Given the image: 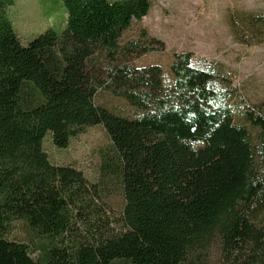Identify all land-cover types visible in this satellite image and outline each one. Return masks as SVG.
Wrapping results in <instances>:
<instances>
[{
  "label": "trees",
  "instance_id": "1",
  "mask_svg": "<svg viewBox=\"0 0 264 264\" xmlns=\"http://www.w3.org/2000/svg\"><path fill=\"white\" fill-rule=\"evenodd\" d=\"M60 1L62 33L22 46L7 17L14 0H0V264H264V160L233 119L230 79L190 52L173 54L170 87L159 66L128 63L152 46L145 31L121 44L152 0ZM241 22L261 30L264 14ZM100 90L137 114L97 104ZM257 110L241 117L264 137ZM94 126L111 147L98 183L43 149L47 134L64 149ZM112 178L122 205L110 218ZM15 222L32 232L27 243L8 238ZM34 238L46 243L36 258Z\"/></svg>",
  "mask_w": 264,
  "mask_h": 264
},
{
  "label": "rangeland",
  "instance_id": "2",
  "mask_svg": "<svg viewBox=\"0 0 264 264\" xmlns=\"http://www.w3.org/2000/svg\"><path fill=\"white\" fill-rule=\"evenodd\" d=\"M257 14H264V0H152L147 16L132 23L123 33L121 44L141 39L145 31L152 46L129 58L128 63L135 68L159 66L165 87L173 81L169 66L174 53H192L193 63L199 67L215 64L235 88V96L228 102L234 121L249 130L264 160V137L241 117L244 109H258L264 114V28L246 32L241 22L246 16ZM7 17L20 44L27 46L47 30L62 33L66 10L60 0H14L7 9ZM95 102L118 116L133 118L137 114L123 99L108 91H98ZM43 149L52 164L73 166L90 183L99 182L102 154H111L109 139L101 126L87 128L64 149L53 146L47 134ZM102 187L108 215L113 218L122 205L120 187L113 178ZM8 238L27 243L32 232L21 222H15ZM45 244L44 240L34 238V258ZM216 257L214 249L212 259Z\"/></svg>",
  "mask_w": 264,
  "mask_h": 264
}]
</instances>
